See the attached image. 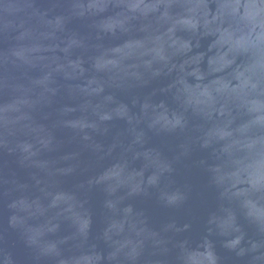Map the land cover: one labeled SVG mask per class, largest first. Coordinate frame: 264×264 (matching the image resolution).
Instances as JSON below:
<instances>
[{"label":"water","instance_id":"water-1","mask_svg":"<svg viewBox=\"0 0 264 264\" xmlns=\"http://www.w3.org/2000/svg\"><path fill=\"white\" fill-rule=\"evenodd\" d=\"M0 264H264V0H0Z\"/></svg>","mask_w":264,"mask_h":264}]
</instances>
